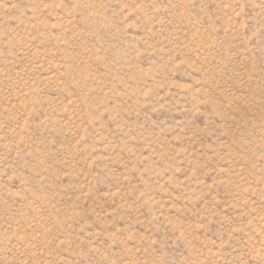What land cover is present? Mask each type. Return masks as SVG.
Listing matches in <instances>:
<instances>
[{
    "label": "rangeland",
    "instance_id": "1",
    "mask_svg": "<svg viewBox=\"0 0 264 264\" xmlns=\"http://www.w3.org/2000/svg\"><path fill=\"white\" fill-rule=\"evenodd\" d=\"M0 264H264V0H0Z\"/></svg>",
    "mask_w": 264,
    "mask_h": 264
}]
</instances>
